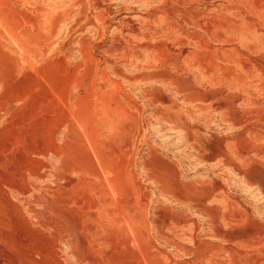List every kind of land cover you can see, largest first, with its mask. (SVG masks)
<instances>
[{"label": "rangeland", "instance_id": "1", "mask_svg": "<svg viewBox=\"0 0 264 264\" xmlns=\"http://www.w3.org/2000/svg\"><path fill=\"white\" fill-rule=\"evenodd\" d=\"M0 264H264V0H0Z\"/></svg>", "mask_w": 264, "mask_h": 264}, {"label": "bare ground", "instance_id": "2", "mask_svg": "<svg viewBox=\"0 0 264 264\" xmlns=\"http://www.w3.org/2000/svg\"><path fill=\"white\" fill-rule=\"evenodd\" d=\"M97 3V2H96Z\"/></svg>", "mask_w": 264, "mask_h": 264}]
</instances>
